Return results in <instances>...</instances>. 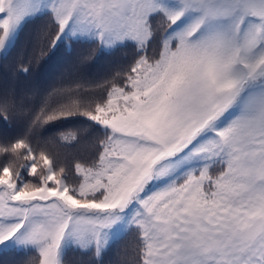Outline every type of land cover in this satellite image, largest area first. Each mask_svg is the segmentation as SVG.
Returning a JSON list of instances; mask_svg holds the SVG:
<instances>
[{
	"label": "snow or ice",
	"instance_id": "snow-or-ice-1",
	"mask_svg": "<svg viewBox=\"0 0 264 264\" xmlns=\"http://www.w3.org/2000/svg\"><path fill=\"white\" fill-rule=\"evenodd\" d=\"M42 19L53 54L136 55L103 81L54 86L21 135L0 137V254L104 264L134 234L131 264H264V0H0V60ZM24 111L0 89V120ZM69 117L85 119L86 140L100 133L71 166L36 140Z\"/></svg>",
	"mask_w": 264,
	"mask_h": 264
},
{
	"label": "trees",
	"instance_id": "trees-1",
	"mask_svg": "<svg viewBox=\"0 0 264 264\" xmlns=\"http://www.w3.org/2000/svg\"><path fill=\"white\" fill-rule=\"evenodd\" d=\"M48 24L47 19L30 23L21 34L15 51L5 61L0 60V89H16L25 105L23 114L13 116L7 122L0 120V137L9 139L21 135L28 125L27 109L35 107L40 99L54 86L76 79L88 81H103L111 77L122 67H127L136 55L133 47L122 48L115 53L101 51L96 44H74L60 47L53 54L47 47V40L40 39V33ZM55 29L49 27L51 33ZM45 49L39 54L40 49ZM29 67L27 74H21L19 66ZM97 93L100 90H96ZM86 121L83 117H69L46 125L36 137L38 143L48 141L51 150L58 154V163L71 166L77 159H90L94 149L90 143L100 135L92 132L86 140L84 129ZM75 133L80 137L76 147L67 146L64 141H57L62 134ZM135 236L128 237L113 243L104 256V264H131V255H126L128 246L134 242ZM35 253L10 251L0 254V264H37ZM67 264H93V258L78 251L70 250L65 257Z\"/></svg>",
	"mask_w": 264,
	"mask_h": 264
}]
</instances>
